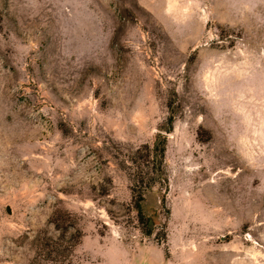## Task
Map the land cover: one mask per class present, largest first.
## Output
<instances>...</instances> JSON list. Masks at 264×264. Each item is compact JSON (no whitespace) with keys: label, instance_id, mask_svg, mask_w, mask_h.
Returning <instances> with one entry per match:
<instances>
[{"label":"rangeland","instance_id":"374dc122","mask_svg":"<svg viewBox=\"0 0 264 264\" xmlns=\"http://www.w3.org/2000/svg\"><path fill=\"white\" fill-rule=\"evenodd\" d=\"M0 264H264V0H0Z\"/></svg>","mask_w":264,"mask_h":264},{"label":"trees","instance_id":"16d2710c","mask_svg":"<svg viewBox=\"0 0 264 264\" xmlns=\"http://www.w3.org/2000/svg\"><path fill=\"white\" fill-rule=\"evenodd\" d=\"M172 125H173V116L170 115L167 120V130L165 131V133H170L172 131ZM166 139L167 137L165 134L159 133L157 134L154 142L151 145H146L143 147L144 149L143 157L145 158L146 161H148L152 165L151 166L152 169L158 175L161 173V169L159 167L160 164L159 161H161L164 158ZM138 152H140V150ZM134 209L136 210L138 221L146 226V220L142 212L140 198L139 200L135 199Z\"/></svg>","mask_w":264,"mask_h":264},{"label":"water","instance_id":"95a60500","mask_svg":"<svg viewBox=\"0 0 264 264\" xmlns=\"http://www.w3.org/2000/svg\"><path fill=\"white\" fill-rule=\"evenodd\" d=\"M6 211L8 212V214H10V213H11V210H10L9 208H8Z\"/></svg>","mask_w":264,"mask_h":264}]
</instances>
